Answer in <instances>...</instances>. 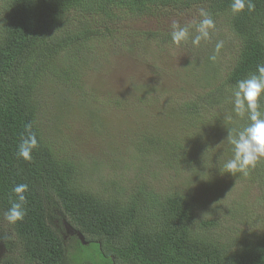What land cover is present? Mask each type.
<instances>
[{"label":"trees","instance_id":"16d2710c","mask_svg":"<svg viewBox=\"0 0 264 264\" xmlns=\"http://www.w3.org/2000/svg\"><path fill=\"white\" fill-rule=\"evenodd\" d=\"M194 2H209L198 6L211 16H227L239 43L230 71L224 80L215 77L207 55L196 64L185 63L188 69L203 76L204 81L198 79V87L193 88L189 76L175 77L176 83L183 81V85L175 88L166 86L165 79L156 74L153 84L134 80L129 95L119 96L115 101L117 109L127 117L132 128L129 135L138 146V149L126 146L122 143L125 136L119 138L125 151L133 148L137 152L131 156L135 167L129 173L133 176L128 179L131 187L129 190L107 187L110 192L103 188L99 192L86 189L80 181L86 171L69 156L60 155L50 141L68 129L63 120L66 112H60L62 102L68 104L65 98L71 91L82 94L89 88L87 74H81L77 67L84 65L81 57L95 60L94 55L100 50L92 42L107 33L110 37L119 34V39L133 36L140 44H134L138 54L130 56L162 55L155 49L160 44H152L154 40L148 38L156 34L140 32L136 23L160 11L159 6L171 5V10H183L195 5ZM232 2L3 0L0 10V242L7 252L0 264H73L55 219L77 229L90 246L96 243L103 259L92 264H264V225L261 233L248 239L250 242L244 237L231 240L221 232L213 233L220 226L219 220L197 218L192 203L183 194L160 196L150 187L155 169L152 165L169 166L167 160L176 168L200 175L206 170L224 173L221 163L233 155L232 146L224 141L225 127L239 130L248 123L247 116L242 118L234 113L232 94L238 81L255 73L258 64H264V0H252L253 11L246 7L236 14L231 10ZM132 49L129 46L128 50ZM106 52L116 51L109 48ZM163 72L169 74L172 69ZM83 96L91 99L90 93ZM99 101L94 97L92 103L82 104L76 116L92 119ZM48 102L50 106L46 107ZM259 103L264 112V96ZM132 106L133 111L127 112ZM28 123L36 133L38 146L32 151V159L26 161L18 158L16 152ZM109 131L116 138L120 136L114 130ZM67 137L64 138L66 145L74 142L71 134ZM205 144L219 148L224 157L211 154L214 148H206ZM123 157L110 155L106 160L118 169L126 164ZM143 158L152 162L148 164ZM236 180L249 182L263 193L264 162H258L246 177L238 174ZM20 183L28 185L26 215L12 225L4 218V212L15 199L13 187ZM119 194L123 199L118 198ZM261 201L264 204V194ZM8 224L10 228L2 227ZM10 231L14 237L9 236ZM229 240L247 243L241 249H234ZM74 245L83 251L82 240L77 238Z\"/></svg>","mask_w":264,"mask_h":264},{"label":"rangeland","instance_id":"374dc122","mask_svg":"<svg viewBox=\"0 0 264 264\" xmlns=\"http://www.w3.org/2000/svg\"><path fill=\"white\" fill-rule=\"evenodd\" d=\"M199 3L209 2H194L195 5L183 10L179 8L171 10V5L169 8L159 6L160 11L138 20L135 27L140 32L156 34L148 38L154 40L152 44H160L155 49L162 55H145L142 58H139L138 55L130 56L132 53L138 54V48L134 44L140 43L133 36L132 39H119L121 35L115 34L114 37H110L107 33L106 36H99V39L97 37L92 42L94 47L100 50V53L94 55L95 60L81 57L84 65L82 67L77 65V67L81 69V74H87L89 88L84 93H90L91 99L84 98V93L79 94L71 91V95L65 98L68 104L62 102L60 108V112H66L63 114V120L69 131H67L68 129L62 131L50 141L60 155L69 156L86 171L85 176L80 177L81 185L86 189L99 192L103 188L110 192L111 189H107V187H112V190H129L131 187L128 179L129 176H133L129 173L135 169L131 156H133V152L136 154L137 152L133 148L125 151L119 141V138L125 136L122 143L126 146L129 145L127 134L129 136L132 128L129 126L127 117L117 109L115 101L119 96L129 95L134 80L139 82L146 80L153 84L155 77L161 76L168 83L166 86L175 88L178 85H183V81L176 83L175 77L189 76L193 88L198 87V79L204 81L203 76L191 71L192 68L188 69L185 63L196 64L203 57L208 55L209 58L214 54L216 55L215 61L210 59L209 61L215 77L224 80L227 72L230 71L237 55L239 43L229 26L227 16H211L215 22V29L211 32V39L201 41L199 46H193L191 38L179 46L171 40L170 25L173 20H178L183 25L198 22L201 19ZM2 4L3 0H0V10H2ZM191 32L192 35H195L194 29ZM138 39H140L139 35ZM219 41L223 42V47L219 53H216L215 45ZM129 46L133 48L131 51L128 50ZM109 48L116 52L111 54L106 52ZM98 54L100 56L97 58ZM148 58H151L149 62H143ZM169 69H172L171 73L163 72ZM94 97L99 98L100 101L95 105L92 119L89 117L81 119L76 116L80 114V106L84 103H92ZM50 103L48 102L46 107L50 106ZM169 108L170 106L166 107L165 111L167 112ZM131 111H133V106L127 108V112ZM96 116L98 117L93 119ZM46 127L59 129L54 125ZM108 129L120 133V136L116 138L110 134ZM228 129L226 126L225 137L228 135ZM68 133L71 134L74 142L66 145L67 142H64V138ZM130 141L133 142V140ZM224 141L228 143L227 139ZM205 147L214 148L211 154L224 157V153L219 148L208 144H205ZM110 155L125 156L123 158L126 159V164L120 165L121 167L118 169L114 168L106 160L110 158ZM143 159L148 164L152 162ZM228 159L227 157L225 161ZM167 161L169 166L166 163L152 165L155 169L152 174L154 177L150 178V187L160 196L174 192L183 194L192 203L197 218L220 221V226L213 230L214 234L221 232L231 240L239 237L248 240L262 232L264 204H262L261 196L263 197L264 192L262 193L257 186L249 182L237 181L238 174L234 176L221 171L206 170L204 175H200V173L196 174L191 170L176 168L170 160ZM260 162H264V158ZM223 164L221 163L222 169ZM233 182L234 184H232ZM118 198L123 199V196L119 194ZM2 227L10 228V225ZM231 240L229 241L231 242ZM231 243L234 249H241L246 244ZM83 245V251H80L76 249V245L69 244L67 256L73 264H92L103 259L97 251L96 243H92L90 246L89 243L83 242Z\"/></svg>","mask_w":264,"mask_h":264},{"label":"clouds","instance_id":"9594fccd","mask_svg":"<svg viewBox=\"0 0 264 264\" xmlns=\"http://www.w3.org/2000/svg\"><path fill=\"white\" fill-rule=\"evenodd\" d=\"M246 7L248 11H253L255 5L252 0H233L231 3V10L234 14L244 11ZM199 15L201 19L198 22L182 25L178 20L172 21L170 36L175 45L179 46L191 38L192 45L199 46L201 41L211 39V32L215 29V22L204 9H200ZM192 29L195 30V35H192ZM222 47L223 42H217L215 52L219 53ZM209 59L215 61L216 55L210 56ZM262 96H264V64H258L255 73L237 82L232 94L234 113L242 118L247 116L248 123L239 130L228 129L226 139L232 146L233 155L231 159H228L223 164L225 173H230L234 176L241 174L246 177L256 167L257 163L264 158V112L260 110L259 103ZM130 140H132V135L128 136L127 134L129 145L135 146ZM37 146L38 140L36 133L32 131V124H25L24 133L21 134L20 142L17 146V157L26 161L31 160L32 151ZM135 147L137 148L138 146ZM27 191L28 185L25 183H20L13 187L12 192L15 194V199L11 201V206L4 212V218L9 224L15 225L24 219L26 215L24 208L26 202L25 193ZM65 225L69 227V225Z\"/></svg>","mask_w":264,"mask_h":264},{"label":"flooded vegetation","instance_id":"af4514ba","mask_svg":"<svg viewBox=\"0 0 264 264\" xmlns=\"http://www.w3.org/2000/svg\"><path fill=\"white\" fill-rule=\"evenodd\" d=\"M54 224L56 225V228L57 230H59L62 234H63V238L65 240V245H66V248H68L69 244H75L76 241H77V238H79L80 240L81 239V233L77 230V229H74L72 227H66V225L64 226L63 223L60 222V220L58 219H55L54 220ZM10 237H14L13 235V231H10V234H9ZM83 237V236H82ZM84 241V237H83V240L82 242ZM0 244L3 245L2 242H0ZM15 245H17V239H15ZM4 246V245H3ZM8 250V249H7ZM5 251H6V247H5ZM4 251V253H5ZM7 252V251H6ZM4 253L2 254V256L0 257V260L1 258L3 257ZM31 264H44V263H38V262H33Z\"/></svg>","mask_w":264,"mask_h":264},{"label":"water","instance_id":"95a60500","mask_svg":"<svg viewBox=\"0 0 264 264\" xmlns=\"http://www.w3.org/2000/svg\"><path fill=\"white\" fill-rule=\"evenodd\" d=\"M81 239L83 240L82 235H81ZM83 242L86 243L85 241H83ZM4 251H5V247L2 244H0V257L2 256V254L4 253Z\"/></svg>","mask_w":264,"mask_h":264}]
</instances>
